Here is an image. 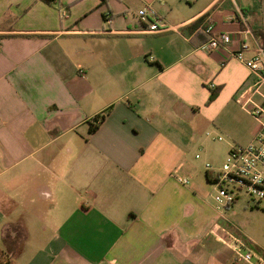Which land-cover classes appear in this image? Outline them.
Returning <instances> with one entry per match:
<instances>
[{"label":"crops","instance_id":"crops-1","mask_svg":"<svg viewBox=\"0 0 264 264\" xmlns=\"http://www.w3.org/2000/svg\"><path fill=\"white\" fill-rule=\"evenodd\" d=\"M145 6L172 28L145 31ZM244 42L264 47V0H0V256L252 264L229 233L264 254V204L214 199L216 166L264 120Z\"/></svg>","mask_w":264,"mask_h":264},{"label":"built area","instance_id":"built-area-1","mask_svg":"<svg viewBox=\"0 0 264 264\" xmlns=\"http://www.w3.org/2000/svg\"><path fill=\"white\" fill-rule=\"evenodd\" d=\"M62 13L66 15L67 12L63 10ZM138 16L147 23V27L143 28L145 31L160 32L172 28L164 19L158 17L157 11L152 7L145 6L139 9ZM212 29L210 25L209 30L212 31ZM245 32H250V30L246 29ZM233 40L234 36L231 33L212 34L205 47L208 50L226 48ZM249 50H251L249 44L244 42L242 47L233 53V56L252 71L256 79L255 85H260L264 83V47L258 45L253 54L247 56L246 53ZM252 113L257 117H264V104L255 105ZM206 167L211 169L212 165L207 163ZM184 181L189 182L188 179ZM214 181L217 187L214 195L217 208L223 209L232 205L242 194L247 195L254 204H259L264 200V120L252 142L246 145H235L230 149L222 168L215 173ZM227 238L230 239L229 244L238 258L252 264H264V254H255L231 233L227 235ZM224 241H226L225 238Z\"/></svg>","mask_w":264,"mask_h":264},{"label":"trees","instance_id":"trees-1","mask_svg":"<svg viewBox=\"0 0 264 264\" xmlns=\"http://www.w3.org/2000/svg\"><path fill=\"white\" fill-rule=\"evenodd\" d=\"M45 1H47V2H53L55 0H45ZM103 1L106 2L107 0H103ZM218 91H219L218 88H213L212 93L210 94V97H209L208 102H211L212 100H214L216 98V96L218 94ZM105 117H106V114H102V115L96 117V121L98 122L97 125L101 121H103L105 119ZM97 125L94 126V128L92 127V130H91L92 132L95 131V129L97 128ZM0 264H8V260L6 258H4L3 255L0 256Z\"/></svg>","mask_w":264,"mask_h":264},{"label":"rangeland","instance_id":"rangeland-1","mask_svg":"<svg viewBox=\"0 0 264 264\" xmlns=\"http://www.w3.org/2000/svg\"><path fill=\"white\" fill-rule=\"evenodd\" d=\"M212 137L210 136V139H211ZM212 142V144L211 145H214V146H216L217 145V142H215V141H213V140H211ZM219 143V142H218ZM198 152L200 153V154H204V151L203 150H201V149H199L198 150ZM229 153V152H228ZM227 156H228V154H227ZM227 156H225V158L220 162V163H218V165L216 166V169H221L222 168V166H223V164L225 163V161H226V159H227ZM208 161H209V163L212 165V166H215V164L213 163V161L211 160V159H208ZM250 201L251 203L253 202V201H251V199L247 196V195H245V194H242L237 200H236V202H242V201ZM260 204H264V200L260 203Z\"/></svg>","mask_w":264,"mask_h":264}]
</instances>
